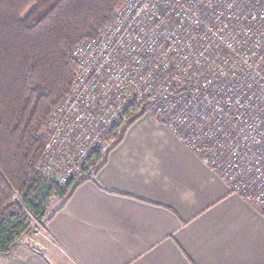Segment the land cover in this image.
I'll list each match as a JSON object with an SVG mask.
<instances>
[{"label": "built area", "instance_id": "2783aa9c", "mask_svg": "<svg viewBox=\"0 0 264 264\" xmlns=\"http://www.w3.org/2000/svg\"><path fill=\"white\" fill-rule=\"evenodd\" d=\"M71 56L77 70L48 117L40 176L72 181L139 108L264 216V0H123Z\"/></svg>", "mask_w": 264, "mask_h": 264}, {"label": "crops", "instance_id": "0c3cea01", "mask_svg": "<svg viewBox=\"0 0 264 264\" xmlns=\"http://www.w3.org/2000/svg\"><path fill=\"white\" fill-rule=\"evenodd\" d=\"M49 215L0 264H264V216L153 116Z\"/></svg>", "mask_w": 264, "mask_h": 264}, {"label": "trees", "instance_id": "16d2710c", "mask_svg": "<svg viewBox=\"0 0 264 264\" xmlns=\"http://www.w3.org/2000/svg\"><path fill=\"white\" fill-rule=\"evenodd\" d=\"M123 0H0V255L43 223L52 200L61 204L92 179L128 127L134 108L72 181L58 185L35 171L49 139L48 117L68 94L77 70L71 53L114 20Z\"/></svg>", "mask_w": 264, "mask_h": 264}, {"label": "rangeland", "instance_id": "374dc122", "mask_svg": "<svg viewBox=\"0 0 264 264\" xmlns=\"http://www.w3.org/2000/svg\"><path fill=\"white\" fill-rule=\"evenodd\" d=\"M142 116H146L148 118H151V115L148 114V113H144ZM141 116V117H142ZM59 204V201L58 200H52L51 202V205H50V211L49 212H52V210L56 207V205ZM43 223H37V226H36V229L39 231L38 233H35L34 230H32L31 228V231L30 233H27L24 235L25 239L26 238H40L42 239L43 241H46L47 243L49 242L48 240V237L45 235L44 231H43V227H42Z\"/></svg>", "mask_w": 264, "mask_h": 264}]
</instances>
